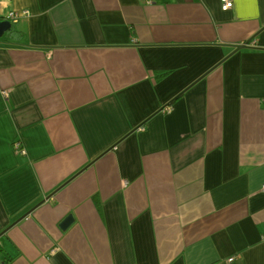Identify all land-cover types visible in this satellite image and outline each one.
I'll return each instance as SVG.
<instances>
[{
	"label": "crops",
	"instance_id": "obj_1",
	"mask_svg": "<svg viewBox=\"0 0 264 264\" xmlns=\"http://www.w3.org/2000/svg\"><path fill=\"white\" fill-rule=\"evenodd\" d=\"M0 11V264H264V0Z\"/></svg>",
	"mask_w": 264,
	"mask_h": 264
},
{
	"label": "built area",
	"instance_id": "obj_2",
	"mask_svg": "<svg viewBox=\"0 0 264 264\" xmlns=\"http://www.w3.org/2000/svg\"><path fill=\"white\" fill-rule=\"evenodd\" d=\"M232 7V0H220V8L222 11H227ZM28 15L26 11L16 12V11H8L1 12L0 11V21H8L11 25L18 22L21 18H24ZM3 95L6 97L7 93L3 92ZM15 150L20 151L19 144H15ZM22 153V151H20ZM264 190V186H262ZM231 261V259H230Z\"/></svg>",
	"mask_w": 264,
	"mask_h": 264
},
{
	"label": "water",
	"instance_id": "obj_3",
	"mask_svg": "<svg viewBox=\"0 0 264 264\" xmlns=\"http://www.w3.org/2000/svg\"><path fill=\"white\" fill-rule=\"evenodd\" d=\"M11 29V24L8 21H0V38ZM73 222V217L71 215H67L63 220L60 222L59 227L61 229H66L69 227Z\"/></svg>",
	"mask_w": 264,
	"mask_h": 264
},
{
	"label": "trees",
	"instance_id": "obj_4",
	"mask_svg": "<svg viewBox=\"0 0 264 264\" xmlns=\"http://www.w3.org/2000/svg\"><path fill=\"white\" fill-rule=\"evenodd\" d=\"M12 26V25H11ZM7 35H12L14 32L12 31V29H10L8 32H6Z\"/></svg>",
	"mask_w": 264,
	"mask_h": 264
}]
</instances>
